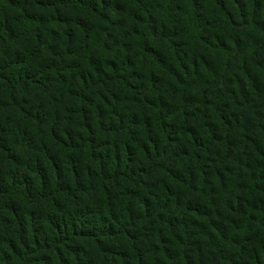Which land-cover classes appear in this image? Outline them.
<instances>
[{"label":"trees","instance_id":"1","mask_svg":"<svg viewBox=\"0 0 264 264\" xmlns=\"http://www.w3.org/2000/svg\"><path fill=\"white\" fill-rule=\"evenodd\" d=\"M0 264H264V0H0Z\"/></svg>","mask_w":264,"mask_h":264}]
</instances>
